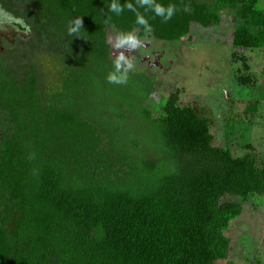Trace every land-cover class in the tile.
<instances>
[{
    "label": "trees",
    "instance_id": "trees-1",
    "mask_svg": "<svg viewBox=\"0 0 264 264\" xmlns=\"http://www.w3.org/2000/svg\"><path fill=\"white\" fill-rule=\"evenodd\" d=\"M0 6L30 32L39 52L58 48L63 67L55 91L39 76L37 49L16 74L0 66V264L227 259L226 233L243 207L221 200L264 195V160L250 146L240 157L214 146L213 119L181 105L179 91L154 111L147 107L154 79L114 58L106 29L136 32L140 40L190 41L232 12L238 20L232 47L255 51L264 48V6L257 0H0ZM77 19L82 27L69 34ZM96 101L105 115L86 111ZM258 106L249 101L245 111ZM130 119L138 129L128 128Z\"/></svg>",
    "mask_w": 264,
    "mask_h": 264
},
{
    "label": "rangeland",
    "instance_id": "rangeland-1",
    "mask_svg": "<svg viewBox=\"0 0 264 264\" xmlns=\"http://www.w3.org/2000/svg\"><path fill=\"white\" fill-rule=\"evenodd\" d=\"M257 1L264 6V0ZM224 17L223 25L199 30L190 41L140 40L136 32L123 35L113 28L106 29V37L111 54L124 68L154 79L147 107L154 111L163 98L179 91L181 105L204 110L213 119L214 146L229 148L235 157L248 152L245 147L250 146L264 160V48H233L232 33L238 20L232 12ZM18 23L0 6V66L14 74L32 61L37 49L35 40L28 42L30 32H23ZM37 51L36 67L42 82L59 91L63 67L58 48ZM245 76L251 79L247 85L239 81ZM249 101L258 102L255 113L245 111ZM100 106L96 101L85 109L100 117L106 114ZM128 128L139 127L130 119ZM221 202L238 203L243 212L226 233L231 241L227 259L216 264H264V195L246 199L225 196Z\"/></svg>",
    "mask_w": 264,
    "mask_h": 264
},
{
    "label": "clouds",
    "instance_id": "clouds-1",
    "mask_svg": "<svg viewBox=\"0 0 264 264\" xmlns=\"http://www.w3.org/2000/svg\"><path fill=\"white\" fill-rule=\"evenodd\" d=\"M111 10L117 12L118 14L122 11V9L117 7L116 4L112 5V9ZM170 17H171V11L169 12L168 18H170ZM80 27H82V19H77L75 21V27L70 28L69 34L76 33ZM121 42L123 43V41H121ZM133 46H135V45L133 44ZM121 59H123V57H121ZM110 80H111V77H110Z\"/></svg>",
    "mask_w": 264,
    "mask_h": 264
}]
</instances>
